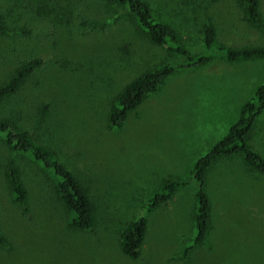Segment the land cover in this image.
I'll use <instances>...</instances> for the list:
<instances>
[{"label":"rangeland","instance_id":"1","mask_svg":"<svg viewBox=\"0 0 264 264\" xmlns=\"http://www.w3.org/2000/svg\"><path fill=\"white\" fill-rule=\"evenodd\" d=\"M146 1L193 54L202 52L208 17L221 43L264 45L239 0ZM259 1L264 19V0ZM59 6L57 12L31 0H0L10 31L0 35V85L22 62L42 60L1 104L0 118L52 149L73 172L93 203L96 225L86 233L69 231L43 177L0 140V232L13 243L11 251L0 249V264H264V175L245 169L238 159L221 160L208 172L210 233L187 261L177 259L194 235V165L255 97L264 83V59L227 63L215 54L205 65L179 69L119 130L109 129L108 112L127 83L183 59L151 45L124 11L105 0ZM248 143L264 157V112ZM11 158L22 166L29 192L27 219L4 183ZM165 181L187 184L147 213ZM140 217L147 220V232L139 258L131 261L119 250V235Z\"/></svg>","mask_w":264,"mask_h":264},{"label":"trees","instance_id":"2","mask_svg":"<svg viewBox=\"0 0 264 264\" xmlns=\"http://www.w3.org/2000/svg\"><path fill=\"white\" fill-rule=\"evenodd\" d=\"M37 8L52 7L59 12V2L72 0H31ZM125 12L132 20L137 32L155 47L166 50L170 55L179 56L183 61L177 66L163 65L146 72L127 83L114 98L108 112V128L119 130L128 115L150 94L156 92L164 81L182 68H194L209 63L218 54L227 63H241L264 59V45L234 48L218 41L216 28L208 17L202 30V52L191 53L182 43L179 33L171 25L161 20L146 0H105ZM243 5L246 22L264 36V19L259 0H239ZM56 18L60 17L58 15ZM7 21L0 15V35L9 34ZM40 66L41 59H31L15 67L8 79L0 85V106L15 95L26 79ZM264 112V83L260 85L253 100L246 102L227 134L201 157L194 165L193 179L196 183L193 207L194 235L182 247L177 259L187 261L190 254L203 246L212 224V203L207 192L208 172L221 160L238 159L250 172L264 175V157L254 151L248 143L250 133L258 117ZM0 140L17 159L25 161L35 173L43 177L52 190L64 212L65 224L69 231L86 233L96 225L93 203L84 186L47 146L35 141L28 132L21 131L8 120L0 118ZM16 159H9L3 179L11 202L24 218H29V192L24 183L22 166ZM187 182L165 181L149 201L147 213L158 209L170 200ZM147 232L144 217L129 222L121 231L118 240L120 252L129 260L140 256ZM0 249L11 251L13 243L0 232Z\"/></svg>","mask_w":264,"mask_h":264}]
</instances>
